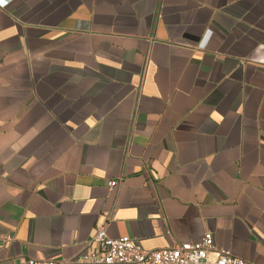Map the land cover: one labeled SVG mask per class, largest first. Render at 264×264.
<instances>
[{"label":"crops","instance_id":"0c3cea01","mask_svg":"<svg viewBox=\"0 0 264 264\" xmlns=\"http://www.w3.org/2000/svg\"><path fill=\"white\" fill-rule=\"evenodd\" d=\"M101 227L264 264V0L0 4V264Z\"/></svg>","mask_w":264,"mask_h":264},{"label":"built area","instance_id":"2783aa9c","mask_svg":"<svg viewBox=\"0 0 264 264\" xmlns=\"http://www.w3.org/2000/svg\"><path fill=\"white\" fill-rule=\"evenodd\" d=\"M118 184V181L108 183L111 189ZM92 241L96 247L74 259L29 258L15 264H254L219 247L212 232H207L197 242L147 249L130 235L112 238L101 227Z\"/></svg>","mask_w":264,"mask_h":264},{"label":"snow or ice","instance_id":"6c2138e0","mask_svg":"<svg viewBox=\"0 0 264 264\" xmlns=\"http://www.w3.org/2000/svg\"><path fill=\"white\" fill-rule=\"evenodd\" d=\"M6 2H7V0H0V4L6 3Z\"/></svg>","mask_w":264,"mask_h":264}]
</instances>
